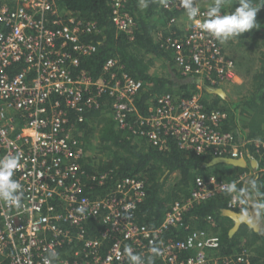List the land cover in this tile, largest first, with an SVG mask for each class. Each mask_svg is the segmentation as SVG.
<instances>
[{"label": "built area", "instance_id": "1", "mask_svg": "<svg viewBox=\"0 0 264 264\" xmlns=\"http://www.w3.org/2000/svg\"><path fill=\"white\" fill-rule=\"evenodd\" d=\"M56 1L0 0L1 159L20 156L12 179L21 186L19 203L0 199V264H133L128 249L140 256L138 264H251L248 250L214 254L221 248L220 237L191 229L185 221L195 205L227 191V208L240 211L244 202L236 187L243 177L227 182L198 176L189 197L175 201L154 227L135 221L146 192L136 177L117 180L104 196L85 193V152L78 149L69 112L83 122L82 112L101 108L103 95L112 99L119 128L160 150H167L172 139L181 149L213 157L240 158L253 149L259 162L255 176L263 184L264 138L238 141L233 132L222 130L227 111L208 110L200 92L189 97L157 94L143 113L136 97L144 83L118 59H108L98 78L85 70L74 75L81 57L96 50L82 36L99 28L95 21L62 13ZM128 1L111 0V19L118 32L133 40L137 22ZM193 3L199 14L190 19L183 0H163V9L172 15L155 38L173 51L182 76L213 87L243 82L226 42L201 27L210 7ZM106 178L101 174L91 180L103 185ZM208 222L216 225L212 216ZM178 231L183 232L180 239L165 236Z\"/></svg>", "mask_w": 264, "mask_h": 264}, {"label": "trees", "instance_id": "2", "mask_svg": "<svg viewBox=\"0 0 264 264\" xmlns=\"http://www.w3.org/2000/svg\"><path fill=\"white\" fill-rule=\"evenodd\" d=\"M162 2L163 0L127 2V9L137 22L134 39L130 40L127 34L117 31L111 19V0H57V7L62 13L85 21H95L99 28V32L82 36L85 41L94 44L96 50L81 57L80 65L74 69L73 74L85 70L98 78L104 74L103 68L108 59H118L131 76L144 83L143 90L136 97L137 105L143 113L152 106L151 100L157 94L172 93L189 97L201 92L208 110L227 111L228 119L222 130L233 132L238 141L250 137L264 138V0H252L254 7L261 8L257 13V27L228 39L232 42L239 40L240 47L258 52L257 62L251 70L254 71L248 69V81L251 83L249 91L232 100L215 94L212 101L205 96L209 94L206 90L209 83L204 82L202 89H199L195 79L182 76L175 65L173 51L163 47L162 41L155 38L156 33L166 24L167 18L172 15L163 9ZM238 4L239 0H223L221 10L224 15L231 14ZM232 42L227 44V49L233 47ZM156 60L169 68L167 74L154 70ZM99 99L101 108H86L82 112L85 116L83 122H76L78 114L69 112V118L75 124L73 134L79 142L78 149L85 152L82 161L84 173L81 175L82 182L87 186L85 193L104 196L117 180L126 176L142 180L145 183V197L134 212L135 221L139 224L149 227L158 225L175 201L189 197L198 176L205 179L215 176L218 180L233 182L251 170L250 166L238 167L225 163L207 166L215 157L208 152L196 153L181 149L173 139L167 150H160L146 138L119 128L112 117V99L107 95ZM90 149L96 150L93 155L89 154ZM3 153L0 149V159ZM101 174L107 175L103 185L91 180L92 176L98 177ZM245 183L257 188L264 202L262 179L255 174L248 182L242 179L236 187L241 194L245 193ZM230 197L231 194L227 191L195 205L186 215V223L191 229L211 230V233L220 237L221 248L214 251V254L238 255L248 250L251 253V264H264L262 231L243 224L230 236L233 220L222 215V209L227 207ZM241 210L244 211V207ZM208 216L214 217L215 227L208 222ZM208 226L211 228L208 229ZM165 236L168 240L177 237L180 239L183 232H168Z\"/></svg>", "mask_w": 264, "mask_h": 264}, {"label": "clouds", "instance_id": "3", "mask_svg": "<svg viewBox=\"0 0 264 264\" xmlns=\"http://www.w3.org/2000/svg\"><path fill=\"white\" fill-rule=\"evenodd\" d=\"M223 0H215L213 6L207 11V17L201 27L211 33L220 41H226L231 37L240 36L257 27V13L261 8L254 7L252 0H239L235 11L231 14L221 15ZM190 19L199 14V8L194 6L193 0H183ZM20 156H7L0 159V199L10 203H19L21 186L11 177L13 171L19 167ZM133 264H138L140 256L127 250ZM47 264V261L45 262Z\"/></svg>", "mask_w": 264, "mask_h": 264}, {"label": "crops", "instance_id": "4", "mask_svg": "<svg viewBox=\"0 0 264 264\" xmlns=\"http://www.w3.org/2000/svg\"><path fill=\"white\" fill-rule=\"evenodd\" d=\"M209 1H211V0H208V1L207 0H198V3L200 5L205 6V7L213 6L214 3L209 2ZM57 8L59 9V7H57ZM226 48H227V46H226ZM227 51L229 52L230 55H232L238 59L234 49L228 48ZM237 62H238V60H237ZM238 67H239V64H238ZM239 71L243 74V71L240 70V67H239ZM189 79H195L197 81V83L199 84L198 88L202 89L203 85H200L201 81L199 78L190 77ZM221 88H223L226 91L227 95H226L225 99H229V94H230L229 90H230L231 86L230 87L223 86ZM205 96L208 98V100H211V101L215 98V94L210 93V92L208 95L206 94ZM242 157L246 158V160H247V164L245 167L250 166V168H251V170L249 172L247 171V173H245L244 175L241 176V177H243V179H245V182H248V180H252L253 174H255V172L257 171V169L259 167V162L257 160V155L255 154L254 150L251 148L246 149L244 151V154ZM261 196L262 195L259 193L257 188L250 187L245 183V193L241 194V197H242L243 202H244V209L245 210L244 211L240 210V211L245 212L248 215H250V217L254 220L255 224L257 225V230L262 231L264 233V210H263V208H264L263 203L264 202H263V198ZM232 225H234V221H233ZM245 225H247V224H245ZM212 227H215V226H212ZM248 227H250V226H248ZM210 228L211 227L208 226V229H210ZM209 232H211V230Z\"/></svg>", "mask_w": 264, "mask_h": 264}, {"label": "rangeland", "instance_id": "5", "mask_svg": "<svg viewBox=\"0 0 264 264\" xmlns=\"http://www.w3.org/2000/svg\"><path fill=\"white\" fill-rule=\"evenodd\" d=\"M209 2L214 3L215 0H211ZM227 14H229V13H227ZM231 38H229V39H231ZM238 41L239 40H234L233 42L229 41V40L224 41V42H226V44H230L229 42H232L231 44H234L233 47H231V48L234 49V51L238 57L237 60L239 61V66L241 63L240 70L243 71V74H242L243 75L242 76L243 82L231 85V88L229 90V92H230L229 99L230 100L237 99V97H239L243 93H247L249 91L248 89L251 87V83H250V81H248V79H249L248 76L250 73V72H248V69L251 71L254 68L255 63L257 62L256 57L258 55V52H256L255 50L253 52V50L250 51V50L246 49V47H242V46L240 47L238 45ZM164 66L165 65H163L162 63H158L156 60L154 70L160 74H167L169 72L168 71L169 68H167L166 66L164 67ZM253 71H251V72H253ZM95 151H96L95 149L94 150L90 149L89 154L93 155L95 153ZM173 176L174 175L171 176V180L173 179Z\"/></svg>", "mask_w": 264, "mask_h": 264}, {"label": "water", "instance_id": "6", "mask_svg": "<svg viewBox=\"0 0 264 264\" xmlns=\"http://www.w3.org/2000/svg\"><path fill=\"white\" fill-rule=\"evenodd\" d=\"M206 90L210 93L217 94L222 98H226L227 95L226 91L221 87L208 86ZM220 163H225L238 167H245L247 164V160L244 157H240V158L215 157L207 163V166H213ZM222 215L227 216L234 221V225L231 227L229 231L230 236L234 235L239 230L242 224H247L248 226L257 230V225L255 224L254 220L250 217V215H248L245 212H241L239 210H234L226 207L222 209Z\"/></svg>", "mask_w": 264, "mask_h": 264}]
</instances>
